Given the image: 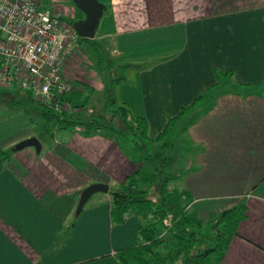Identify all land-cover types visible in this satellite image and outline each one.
<instances>
[{
    "label": "crops",
    "instance_id": "crops-1",
    "mask_svg": "<svg viewBox=\"0 0 264 264\" xmlns=\"http://www.w3.org/2000/svg\"><path fill=\"white\" fill-rule=\"evenodd\" d=\"M42 1L67 21L84 18L75 17L72 0H40V7ZM100 1L105 8L95 37H110L114 52L130 59L123 67L135 65L117 98L147 119L149 137L205 93L216 70H232L236 83H264V0ZM78 52L65 62V77L73 87L100 90ZM137 54L147 56L145 65L130 58ZM189 134L202 147L196 170L177 184L192 196L190 208L206 222L238 199L247 205L237 235L214 264H264V90L219 97ZM30 137L37 134L22 114L0 120V148ZM40 142L41 152L18 150L0 171V264H121L113 254L133 244L141 223L136 209L125 223H113L107 192L94 194L75 223L74 214L87 186H117L141 164L100 135L58 130Z\"/></svg>",
    "mask_w": 264,
    "mask_h": 264
},
{
    "label": "trees",
    "instance_id": "trees-1",
    "mask_svg": "<svg viewBox=\"0 0 264 264\" xmlns=\"http://www.w3.org/2000/svg\"><path fill=\"white\" fill-rule=\"evenodd\" d=\"M68 22L72 24L74 20ZM83 43L95 51L97 65L102 66L96 39L80 37V46ZM128 76L121 74L109 79L110 88L101 113H95L92 98L86 94L89 87L84 85L73 87L71 92L60 97V102L68 104V108L60 112L38 102V119L28 118V122L36 125L39 140L52 138L58 130L77 132L85 137H106L114 141L132 162L141 164L124 182L109 188L113 223H125L133 209L141 218L133 244L113 254L121 264L219 263L237 235L239 224L246 218L247 205L243 198L238 199L233 207L206 222L190 208L192 196L177 184L186 174L196 170L195 156L202 147L193 142L189 128L215 107L219 97L226 94L259 95L264 90V83L256 87L236 83L232 70H216L215 82L207 91L191 103L183 104L175 116L168 118L164 129L151 138L147 119L116 96V86ZM6 90L0 88V93L12 94ZM26 104L19 100L8 103L15 110ZM16 151V144L0 148V171ZM82 210L76 209L73 223Z\"/></svg>",
    "mask_w": 264,
    "mask_h": 264
},
{
    "label": "built area",
    "instance_id": "built-area-1",
    "mask_svg": "<svg viewBox=\"0 0 264 264\" xmlns=\"http://www.w3.org/2000/svg\"><path fill=\"white\" fill-rule=\"evenodd\" d=\"M73 25L40 7V0H0V88L28 91L61 111V96L72 91L65 62L79 48Z\"/></svg>",
    "mask_w": 264,
    "mask_h": 264
},
{
    "label": "rangeland",
    "instance_id": "rangeland-1",
    "mask_svg": "<svg viewBox=\"0 0 264 264\" xmlns=\"http://www.w3.org/2000/svg\"><path fill=\"white\" fill-rule=\"evenodd\" d=\"M45 5H47V2L42 1L41 7L43 9H46ZM75 14H76L75 17H77V14H79L81 17V11L79 9H76ZM102 24L103 23H101L100 25L99 31L103 26ZM99 36L95 37V39L99 45L98 52L102 57V64H103L102 66L100 65L98 67L97 65L98 56L93 49H91L88 45H86V43H83L82 46H80L79 44V48L77 50V52L79 51L78 53L80 56L79 58H80V62L82 63V66L86 69L94 70L96 72V78L98 79L97 83L102 82L103 84L100 90L95 89L94 87H91L89 85L88 87L89 89H92V92L89 91V89L86 90V94H90V97L92 98L91 103L94 106L95 113H101L102 110L104 109L106 102L105 96L108 93V89L110 88L109 79L112 76L114 77L121 74L129 75V72H132L135 67V65H129L128 67H123L124 65L122 63L130 59L123 57L122 55H117L114 52V42L110 37H102V36L99 37ZM130 58L132 60H136L138 58L142 59V62L138 66H142L147 63V60H143V58H147L145 54L144 55L137 54L135 56H131ZM105 67H108L107 70H109V72L105 69ZM17 90L22 91L19 88H17ZM24 92H28V91L24 90ZM117 92H118V85L116 86V96H118ZM10 100L25 101L27 102V104L22 109L15 110L14 107L8 105ZM38 102L40 103V101L34 99L33 97L21 99L16 94L9 95L6 93H0V120L16 117V115L19 114H22L27 121L28 118H32L33 120H36L38 119L40 113V110L37 105ZM31 126L33 127L35 133L38 134V129L36 125L31 124Z\"/></svg>",
    "mask_w": 264,
    "mask_h": 264
},
{
    "label": "water",
    "instance_id": "water-1",
    "mask_svg": "<svg viewBox=\"0 0 264 264\" xmlns=\"http://www.w3.org/2000/svg\"><path fill=\"white\" fill-rule=\"evenodd\" d=\"M72 2L84 15V18L75 20L72 23L76 33L79 37L84 39L95 38L97 28L103 16L105 5L99 0H72ZM26 147H34L36 151L39 152L42 145L37 137L27 138L16 144V148L18 150ZM107 192H109V186L107 184H90L81 191L77 210H81L94 194Z\"/></svg>",
    "mask_w": 264,
    "mask_h": 264
},
{
    "label": "flooded vegetation",
    "instance_id": "flooded-vegetation-1",
    "mask_svg": "<svg viewBox=\"0 0 264 264\" xmlns=\"http://www.w3.org/2000/svg\"><path fill=\"white\" fill-rule=\"evenodd\" d=\"M82 13V12H81ZM83 14V13H82ZM83 18V17H82ZM81 19V18H80ZM78 20V19H77Z\"/></svg>",
    "mask_w": 264,
    "mask_h": 264
}]
</instances>
